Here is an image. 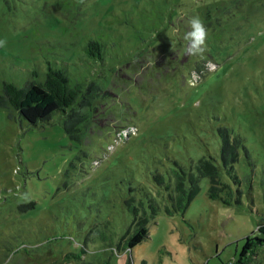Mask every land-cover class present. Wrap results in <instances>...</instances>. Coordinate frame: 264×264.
<instances>
[{"label": "rangeland", "instance_id": "374dc122", "mask_svg": "<svg viewBox=\"0 0 264 264\" xmlns=\"http://www.w3.org/2000/svg\"><path fill=\"white\" fill-rule=\"evenodd\" d=\"M192 15L208 30L203 56L184 53ZM0 40V92L4 82H42L48 66L101 90L83 108L92 117L80 140L61 111L30 124L0 106V264L237 256L264 219V0H0ZM91 40L99 48L89 52ZM225 133L237 145L233 173L220 156ZM201 156L217 166L219 197L204 175L174 210L186 196L177 174L187 179ZM131 196L154 205L148 237L115 249Z\"/></svg>", "mask_w": 264, "mask_h": 264}, {"label": "trees", "instance_id": "16d2710c", "mask_svg": "<svg viewBox=\"0 0 264 264\" xmlns=\"http://www.w3.org/2000/svg\"><path fill=\"white\" fill-rule=\"evenodd\" d=\"M89 52L91 49H98L99 44L96 41H89L86 46ZM100 57V55H98ZM76 83L70 85L68 75L65 70L48 66L45 78L42 82L28 80L22 86L12 82H4L0 92V106L11 107L30 124H36L38 121H47L55 111H61L64 115L63 128L65 132L76 140H80V130L82 125L90 119V116L83 108L90 106L95 95L101 91L95 82H89L86 85ZM221 160L226 172H232L234 161L237 159V145L231 143L228 135L222 134ZM195 173L189 172L188 177L184 174H177L174 187L176 191L186 193V196H175L172 202L174 210H183L192 197L199 189V180L201 176H208L210 185L208 195L212 198L217 196V190L222 184L219 178L217 166L208 157L201 156L195 164ZM158 182H161L160 176L155 175ZM172 197V196H171ZM125 205L131 213L130 223L126 232L118 238L113 245L115 249H130L143 239L148 237V225L153 220L155 213L154 205L148 202L145 207L144 202L134 197H128ZM264 219L257 225L256 232L247 235L237 256L228 264H260L258 250L264 252ZM258 260V261H257Z\"/></svg>", "mask_w": 264, "mask_h": 264}, {"label": "clouds", "instance_id": "9594fccd", "mask_svg": "<svg viewBox=\"0 0 264 264\" xmlns=\"http://www.w3.org/2000/svg\"><path fill=\"white\" fill-rule=\"evenodd\" d=\"M187 31L183 35L186 41L184 53L187 56H203L207 47L208 30L203 20L198 15H192L186 21ZM6 40H0V46H4ZM15 174V173H14ZM17 195L22 200H29L28 193H21L19 189Z\"/></svg>", "mask_w": 264, "mask_h": 264}]
</instances>
